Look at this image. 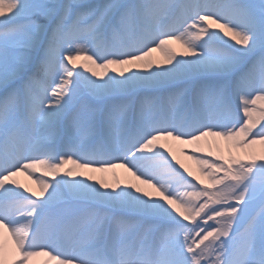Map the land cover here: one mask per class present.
Instances as JSON below:
<instances>
[{
  "label": "snow or ice",
  "instance_id": "snow-or-ice-1",
  "mask_svg": "<svg viewBox=\"0 0 264 264\" xmlns=\"http://www.w3.org/2000/svg\"><path fill=\"white\" fill-rule=\"evenodd\" d=\"M40 257L264 264V0H0V264Z\"/></svg>",
  "mask_w": 264,
  "mask_h": 264
},
{
  "label": "bare ground",
  "instance_id": "bare-ground-1",
  "mask_svg": "<svg viewBox=\"0 0 264 264\" xmlns=\"http://www.w3.org/2000/svg\"><path fill=\"white\" fill-rule=\"evenodd\" d=\"M225 39H228V37H225ZM229 42L231 43L232 41L229 40ZM173 47L177 48V50H180L179 49V46L178 45H173ZM153 59L155 61L158 62L159 65L161 66H167L165 64V57L162 53L160 52H155L153 53ZM82 70V69H81ZM86 75H90V73H85ZM180 146H176V148L178 149ZM177 155L178 157L187 165L189 166L190 168L193 169V171L195 172L196 171V166L194 165V163L190 160H188L185 156L181 155L179 153V151H177ZM37 175H40L41 173L37 172L36 173ZM90 175H93L96 179H101V178H107L109 180V182L112 181V174L111 173H108V174H102V173H91ZM116 175L119 176V178L124 181V180H127V181H130V182H133V183H138L136 181H134L127 173H125L122 169H117L116 170ZM46 179H49V177H45ZM18 181L22 184H25L26 186L28 187H31L33 190H36V185L32 182L31 179H29L28 177L26 176H19L17 177ZM141 187H144L143 185H141ZM47 259L46 257H40V258H37V261L35 262V264H40L41 261Z\"/></svg>",
  "mask_w": 264,
  "mask_h": 264
},
{
  "label": "rangeland",
  "instance_id": "rangeland-1",
  "mask_svg": "<svg viewBox=\"0 0 264 264\" xmlns=\"http://www.w3.org/2000/svg\"><path fill=\"white\" fill-rule=\"evenodd\" d=\"M252 211H253V214L258 213L260 211L259 205L255 206Z\"/></svg>",
  "mask_w": 264,
  "mask_h": 264
}]
</instances>
